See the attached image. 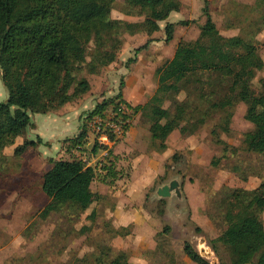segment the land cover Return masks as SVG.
Listing matches in <instances>:
<instances>
[{"label": "rangeland", "instance_id": "374dc122", "mask_svg": "<svg viewBox=\"0 0 264 264\" xmlns=\"http://www.w3.org/2000/svg\"><path fill=\"white\" fill-rule=\"evenodd\" d=\"M179 1L180 9L159 22V30L123 33L112 63L96 74L85 68L77 74V79L89 81V90L48 112L67 113L68 135L77 134L87 114L104 99H111L112 104L121 94L132 106L147 102L157 88L156 68L172 57L178 42L195 40L205 21L204 0ZM255 3L207 0L212 20L223 36L251 31L248 21L263 16ZM122 4L123 0H115L112 18L142 20V16L122 12ZM180 20L189 24L179 25ZM169 21L176 25L173 38L166 42L164 26ZM254 37L264 61V28ZM260 77H264V67L253 80L255 88ZM201 86L208 89L209 83ZM198 95L197 87L190 85L186 92L166 98L163 107L172 111L176 103ZM6 98L0 81V102ZM245 109L243 102L233 106L227 130L221 128L223 114L218 111L211 112L203 123L190 118L186 124L192 123L190 130H173L162 150L160 142L150 136V118L138 110L124 136L110 145L114 176L105 175L111 177L107 181L100 176L94 179V197L88 208L64 207L47 216L40 214L48 202L40 183L50 159L79 156L100 167L106 149L95 156L89 152L95 138L91 130L83 151L43 144L35 137L32 121L39 124L50 116L31 114L27 133L36 147L14 155L9 146L0 157V264H108L121 253L125 255L123 264H197L186 255L185 243L210 264H230V251L218 239L226 227L227 193L236 188L253 189L264 180V156L246 150L244 134L254 126L244 118ZM51 124L48 120L43 129L54 132ZM259 216L264 226V201Z\"/></svg>", "mask_w": 264, "mask_h": 264}, {"label": "trees", "instance_id": "16d2710c", "mask_svg": "<svg viewBox=\"0 0 264 264\" xmlns=\"http://www.w3.org/2000/svg\"><path fill=\"white\" fill-rule=\"evenodd\" d=\"M114 3L115 0H0V81L7 92L6 100L0 102V157L9 146H13L14 155L36 147L35 140L26 136L32 125L30 115L57 111L87 92L89 81L77 79V74L82 68L96 74L112 63L121 48L123 33L157 31L159 22L181 7L179 0H123L122 12L142 16L141 21L132 22L111 17ZM254 7L263 16L248 21L250 32L223 36L204 0L205 21L198 37L178 42L172 57L156 68L157 88L147 102L132 106L121 94L112 104L111 99H104L87 114L77 134L62 140L63 146L83 151L94 117H103L108 110L122 119L143 110L151 120L150 136L160 142L162 150L173 130H190L192 123L186 125L190 118L203 123L211 112L218 111L223 114L221 128L227 130L231 109L243 102L244 118L254 126L244 134L246 150L264 156V77L258 79L257 88L253 86L256 73L264 67L254 41L256 33L264 28V0H256ZM177 23L189 24L187 20ZM175 25L165 23L166 42L173 38ZM144 46L137 47L135 53ZM204 82L209 83L208 89L201 86ZM190 85L199 90L197 98L176 103L172 111L163 107L166 98L186 92ZM128 127L129 123L123 124L121 137ZM110 138L114 144L120 137ZM37 140L41 141L39 137ZM102 148L94 138L89 152L95 156ZM111 149L112 146L106 149L105 163L100 167L79 156L50 159L49 168L41 175L40 188L48 202L40 214L47 216L64 207L87 209L94 197V179L100 176L107 181L111 177L105 175L114 176ZM227 195L223 213L226 227L218 239L230 251V264H264V226L259 216L264 180L253 189L236 188ZM184 251L195 263L210 264L190 244H184ZM124 262L125 255L121 253L108 264Z\"/></svg>", "mask_w": 264, "mask_h": 264}, {"label": "built area", "instance_id": "2783aa9c", "mask_svg": "<svg viewBox=\"0 0 264 264\" xmlns=\"http://www.w3.org/2000/svg\"><path fill=\"white\" fill-rule=\"evenodd\" d=\"M114 117L113 111L108 110L103 117L95 116L91 123L95 139L104 149H108L113 143L110 135H114L115 138L121 137L123 124L130 121V118L122 119V117Z\"/></svg>", "mask_w": 264, "mask_h": 264}, {"label": "crops", "instance_id": "0c3cea01", "mask_svg": "<svg viewBox=\"0 0 264 264\" xmlns=\"http://www.w3.org/2000/svg\"><path fill=\"white\" fill-rule=\"evenodd\" d=\"M45 115L50 116L48 119H44L45 122H43L44 120L43 121L41 120V122H39V124H38V122L36 123V121L35 122L32 121L33 122V128H35V137L41 138V143H43V144H49L50 143L54 148L58 147V146H63L62 140L67 138V137H71V135L67 134V129L69 128L68 127L67 113H65V115H62V116H58L57 114H54V113L53 114L52 113H46ZM48 120H50L52 122V124H51L52 128H53L52 130H54V132H52L51 130L46 131L43 129L44 123L46 124ZM42 122H43V124L41 125ZM26 136H27V139H33V138H28L29 137L28 133L26 134ZM18 140L20 142L22 139H18ZM74 151H76V150H74ZM115 151H117L116 148H115Z\"/></svg>", "mask_w": 264, "mask_h": 264}]
</instances>
